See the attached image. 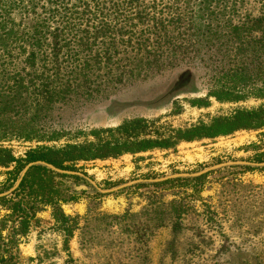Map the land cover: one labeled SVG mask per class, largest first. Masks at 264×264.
<instances>
[{
    "label": "trees",
    "instance_id": "obj_1",
    "mask_svg": "<svg viewBox=\"0 0 264 264\" xmlns=\"http://www.w3.org/2000/svg\"><path fill=\"white\" fill-rule=\"evenodd\" d=\"M182 66L185 79L202 68L212 71L207 96L238 102L264 95V0H0V166L10 181L5 190L30 161L76 170L80 161L264 125V106H259L235 109L174 137H151L149 121L137 117L90 129L80 143L45 144L64 135L42 129L56 104L105 97ZM13 141L37 144L16 155ZM57 177L34 165L17 188L0 197L10 210L0 219V264H16L9 246L14 224L24 232L37 204L56 203Z\"/></svg>",
    "mask_w": 264,
    "mask_h": 264
},
{
    "label": "rangeland",
    "instance_id": "obj_2",
    "mask_svg": "<svg viewBox=\"0 0 264 264\" xmlns=\"http://www.w3.org/2000/svg\"><path fill=\"white\" fill-rule=\"evenodd\" d=\"M183 68L126 84L105 97L56 104L42 129L64 135L45 144L80 143L89 138L90 129L137 117L149 121L146 133L151 137H174L235 109L264 106V95L238 102L207 96L212 71L202 68L185 79ZM199 97L201 103L193 101ZM36 144L11 142L16 155ZM227 161L264 162V125L80 161L76 166L81 168L73 171L107 190L139 178L196 173ZM6 170L0 166V193L9 190ZM56 174V203L37 204L24 232L14 224L9 246L16 264H264V165H229L105 193L85 177ZM173 179L178 180L169 182ZM6 214L10 210L0 204V219ZM7 235L4 230L2 236Z\"/></svg>",
    "mask_w": 264,
    "mask_h": 264
},
{
    "label": "water",
    "instance_id": "obj_3",
    "mask_svg": "<svg viewBox=\"0 0 264 264\" xmlns=\"http://www.w3.org/2000/svg\"><path fill=\"white\" fill-rule=\"evenodd\" d=\"M34 165H42V166H45L46 168L52 170L53 172L55 173H60V174H68V175H79V176H82V177H85L87 180H89L93 185L96 186L95 182L93 180H91L89 177H87L84 173L82 172H79V171H73V170H67V169H62L60 167H57L49 162H46V161H43V160H35V161H30L28 162L24 167L23 169L21 170L20 172V175L17 179V181L14 183V185L8 190V191H5V192H1L0 193V197L1 196H4V195H7L8 193H11V191H13L15 188L18 187L20 181L22 180V178L24 177V175L26 174V172L28 171V169ZM229 165H250V166H263L264 165V162H259V163H256V162H249V161H227V162H223V163H219V164H216V165H213L211 167H208V168H205L199 172H196V173H176V174H172V175H169V176H163V177H159V178H139V179H135L133 181H129L125 184H122V185H119L117 187H114L112 189H99V191L105 193V192H110V191H115L119 188H122L124 186H130V185H133V184H136V183H143V182H160V181H163V180H166V179H169V178H175V177H194V176H198V175H201L209 170H213V169H217V168H221V167H224V166H229Z\"/></svg>",
    "mask_w": 264,
    "mask_h": 264
}]
</instances>
